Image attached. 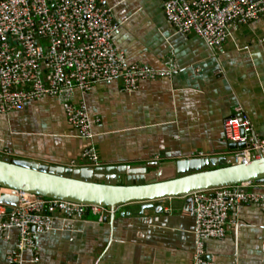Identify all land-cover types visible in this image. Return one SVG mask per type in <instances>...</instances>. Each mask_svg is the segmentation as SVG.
Instances as JSON below:
<instances>
[{
    "label": "crops",
    "instance_id": "obj_1",
    "mask_svg": "<svg viewBox=\"0 0 264 264\" xmlns=\"http://www.w3.org/2000/svg\"><path fill=\"white\" fill-rule=\"evenodd\" d=\"M104 1L121 25L114 41L130 64L157 70L175 65L177 71L143 81L135 92L124 91L121 82L77 92L75 101L84 99L92 118H100L93 141L80 138L51 97L0 115V154L74 170L231 157L234 143L226 140L224 125L236 115L264 139V19L232 28L223 50L214 52L198 36L168 24L165 0ZM92 146L100 156L94 167L82 160ZM256 186L264 193V184ZM187 200L90 213L73 221L71 230L58 216L55 230L37 237V250L23 253L24 264H193L196 222ZM230 222L225 239L207 243L208 257L218 264H264L263 211L233 207ZM7 237L0 233V264H9L19 244L17 230Z\"/></svg>",
    "mask_w": 264,
    "mask_h": 264
},
{
    "label": "built area",
    "instance_id": "obj_2",
    "mask_svg": "<svg viewBox=\"0 0 264 264\" xmlns=\"http://www.w3.org/2000/svg\"><path fill=\"white\" fill-rule=\"evenodd\" d=\"M164 16L179 34L196 35L214 52L223 50L232 28L264 19V0H165ZM121 25L104 0H0V115L20 111L29 102L56 99L80 138L93 141L94 124L85 100L96 84L121 82L135 92L143 81L171 77L177 67L153 69L130 64L114 41ZM227 141L245 147L235 152L237 165L264 158V139L247 118L225 122ZM85 164H100L97 149L82 154ZM253 183L221 187L191 195L195 217L193 264H218L208 257L207 243L227 236L233 207L256 205L264 213V193ZM19 199V206L0 203V233L7 240L17 230L19 244L9 264H24L23 253L37 250L36 239L55 230L58 216L71 230L73 221L87 214L114 215L116 209L43 199L16 190H2ZM33 262H38V258Z\"/></svg>",
    "mask_w": 264,
    "mask_h": 264
},
{
    "label": "water",
    "instance_id": "obj_3",
    "mask_svg": "<svg viewBox=\"0 0 264 264\" xmlns=\"http://www.w3.org/2000/svg\"><path fill=\"white\" fill-rule=\"evenodd\" d=\"M244 147L234 143L231 150L236 152ZM248 183L264 184V158L242 165L236 164L233 155L166 166L74 170L0 154V203L12 207L19 206V199L2 190L110 209L138 203L154 208L158 201L188 198L193 203L194 193Z\"/></svg>",
    "mask_w": 264,
    "mask_h": 264
},
{
    "label": "rangeland",
    "instance_id": "obj_4",
    "mask_svg": "<svg viewBox=\"0 0 264 264\" xmlns=\"http://www.w3.org/2000/svg\"><path fill=\"white\" fill-rule=\"evenodd\" d=\"M121 208V207H120ZM94 214H92V216H93ZM95 216H99V215H95ZM94 217V216H93Z\"/></svg>",
    "mask_w": 264,
    "mask_h": 264
}]
</instances>
